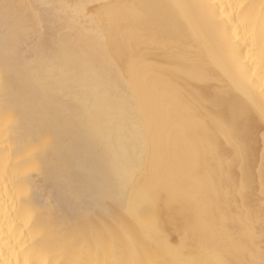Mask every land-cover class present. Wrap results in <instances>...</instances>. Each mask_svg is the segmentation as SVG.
Masks as SVG:
<instances>
[{"label": "bare ground", "instance_id": "bare-ground-1", "mask_svg": "<svg viewBox=\"0 0 264 264\" xmlns=\"http://www.w3.org/2000/svg\"><path fill=\"white\" fill-rule=\"evenodd\" d=\"M0 264H264V0H0Z\"/></svg>", "mask_w": 264, "mask_h": 264}, {"label": "rangeland", "instance_id": "rangeland-1", "mask_svg": "<svg viewBox=\"0 0 264 264\" xmlns=\"http://www.w3.org/2000/svg\"><path fill=\"white\" fill-rule=\"evenodd\" d=\"M63 14H65V13H63ZM65 15L67 16L68 14H65ZM88 20H91V19H88ZM88 20H87V19L85 20V21H87V23H86V25H85V26H86V27H88V28H90V27H91V25H90V24H92V22H91V23H89V22H88ZM89 25H90V26H89ZM92 27H93V26H92ZM92 27H91V28H92Z\"/></svg>", "mask_w": 264, "mask_h": 264}]
</instances>
